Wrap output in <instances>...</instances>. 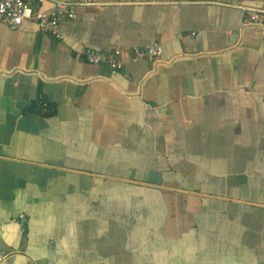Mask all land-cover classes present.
Returning a JSON list of instances; mask_svg holds the SVG:
<instances>
[{
    "label": "crops",
    "instance_id": "1",
    "mask_svg": "<svg viewBox=\"0 0 264 264\" xmlns=\"http://www.w3.org/2000/svg\"><path fill=\"white\" fill-rule=\"evenodd\" d=\"M198 1L0 22V264H264V0Z\"/></svg>",
    "mask_w": 264,
    "mask_h": 264
},
{
    "label": "built area",
    "instance_id": "2",
    "mask_svg": "<svg viewBox=\"0 0 264 264\" xmlns=\"http://www.w3.org/2000/svg\"><path fill=\"white\" fill-rule=\"evenodd\" d=\"M50 1L48 7H44ZM97 0H0V22L6 24L11 30H18L25 22L37 24L39 29L50 34L59 41L64 39L61 25L64 21L78 19V9L81 6L91 5ZM199 3L231 7L228 0H199ZM245 24L257 27L264 35V16L258 12L250 13L245 19ZM164 52L162 43L156 42L149 47H134L130 56L131 62L141 59L156 60ZM86 60L95 65L106 64L114 71L124 68L123 53L119 49L100 51L86 48L83 51ZM47 111V108L44 109ZM26 215L13 219L14 222H26ZM8 255H0V263L7 261Z\"/></svg>",
    "mask_w": 264,
    "mask_h": 264
},
{
    "label": "trees",
    "instance_id": "3",
    "mask_svg": "<svg viewBox=\"0 0 264 264\" xmlns=\"http://www.w3.org/2000/svg\"><path fill=\"white\" fill-rule=\"evenodd\" d=\"M44 108H47V111H43ZM33 109H36L38 112H40L43 115H47L50 112L48 105L44 104V98H41L37 103H35Z\"/></svg>",
    "mask_w": 264,
    "mask_h": 264
}]
</instances>
